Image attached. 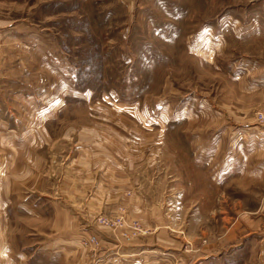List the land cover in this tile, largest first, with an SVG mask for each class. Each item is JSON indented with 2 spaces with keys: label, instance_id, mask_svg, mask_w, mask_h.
<instances>
[{
  "label": "rangeland",
  "instance_id": "obj_1",
  "mask_svg": "<svg viewBox=\"0 0 264 264\" xmlns=\"http://www.w3.org/2000/svg\"><path fill=\"white\" fill-rule=\"evenodd\" d=\"M63 86L163 119L137 187L153 233H185L179 264H264V0H0V118ZM68 150L54 141L59 184Z\"/></svg>",
  "mask_w": 264,
  "mask_h": 264
},
{
  "label": "crops",
  "instance_id": "obj_2",
  "mask_svg": "<svg viewBox=\"0 0 264 264\" xmlns=\"http://www.w3.org/2000/svg\"><path fill=\"white\" fill-rule=\"evenodd\" d=\"M74 89L63 86L61 99L38 102L31 118H0V264H162L163 253L172 257L165 264H179L173 254L185 233H153L152 222L161 221L137 187L144 162L158 154L152 148L159 146L163 119L137 117L136 109L111 98L91 101V92ZM72 99L87 110L73 113ZM58 127L62 133L55 135ZM55 140L69 145L61 184ZM119 209L140 224L135 238L96 225L99 214ZM81 232L95 235L98 246H84ZM190 244L192 252H210L205 240L195 249ZM156 250L157 260L150 255Z\"/></svg>",
  "mask_w": 264,
  "mask_h": 264
},
{
  "label": "built area",
  "instance_id": "obj_3",
  "mask_svg": "<svg viewBox=\"0 0 264 264\" xmlns=\"http://www.w3.org/2000/svg\"><path fill=\"white\" fill-rule=\"evenodd\" d=\"M257 120L260 125H264V114H258ZM95 223L99 227L118 233L124 239L135 238L138 233L142 232L137 221L128 220V214L124 209H119L112 215L101 213L97 216ZM80 236L84 246H98V239L95 235L86 236L81 232Z\"/></svg>",
  "mask_w": 264,
  "mask_h": 264
}]
</instances>
